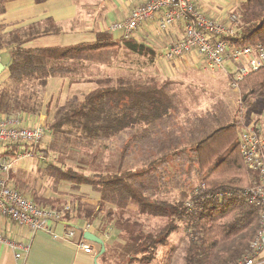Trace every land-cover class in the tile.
I'll return each mask as SVG.
<instances>
[{"label": "trees", "instance_id": "16d2710c", "mask_svg": "<svg viewBox=\"0 0 264 264\" xmlns=\"http://www.w3.org/2000/svg\"><path fill=\"white\" fill-rule=\"evenodd\" d=\"M6 1L0 0V15L5 13ZM236 14L240 22L228 41L264 45V0H242ZM32 39V35L0 33V51L8 49L10 56L6 65L10 82L35 81L45 89L53 77H78L75 64L108 65L123 48L156 57L154 49L133 37L114 41L109 33L99 34L95 42L68 47L30 48ZM227 78L234 81L232 74ZM89 80L95 87L73 95L58 108L46 129L51 140L46 137L33 146L34 156L48 157L49 149L55 150L63 138L65 146L74 142L88 154L86 164L49 162L43 167L42 174L52 181L56 193L64 194L63 184L77 192L89 190L74 199L71 212L66 213L69 220L86 219L101 230L111 227L126 234L130 264H152L160 250L172 244L173 235L185 241L183 264H238L260 229L259 208L246 195L259 176L244 164L239 134L248 122L244 109L258 102L264 111V67L237 81L236 111L207 112L190 128L180 122L172 80L150 84L104 77ZM10 93L6 88L0 91V114L37 112ZM262 118L255 121L261 129ZM115 140L119 159L114 171H93L99 149ZM17 150L13 146L12 154ZM13 172L10 181L16 189L41 207H53L28 186V179ZM90 193L99 198L94 207L83 205L82 198ZM132 201L139 206L138 216L128 213Z\"/></svg>", "mask_w": 264, "mask_h": 264}, {"label": "built area", "instance_id": "2783aa9c", "mask_svg": "<svg viewBox=\"0 0 264 264\" xmlns=\"http://www.w3.org/2000/svg\"><path fill=\"white\" fill-rule=\"evenodd\" d=\"M153 20H157L154 30L157 36H162L178 24H182L184 29L181 38L161 52L158 60L171 64L185 56L197 55L206 69L232 74L234 81L230 86L234 93H238L237 81L264 67V45H235L228 41V38L236 35L240 22L236 12L215 18L200 11L193 0H148L133 10L126 21L112 23L109 31L120 33L122 39H129ZM227 64L234 67L233 72H229ZM22 119L0 114V215L32 233L43 231L54 234V226L63 220V214L71 212L70 205L63 204L57 209L39 207L24 197L10 181L15 164L34 157L33 146L46 139V129L42 123L24 126ZM261 126L259 122L252 121L243 127L239 136L244 164L259 176L258 183L248 188L246 195L259 208L260 229L250 245V251L238 264H264V135ZM13 146H18L15 154L11 151ZM3 150L6 154L2 153ZM39 159H42L41 155ZM90 228L86 224L78 232L84 234ZM76 232L66 229L65 236L75 238ZM0 241L7 243L2 235ZM77 246L85 254H97L95 247L83 237ZM22 247L28 251L30 245L24 243Z\"/></svg>", "mask_w": 264, "mask_h": 264}, {"label": "crops", "instance_id": "0c3cea01", "mask_svg": "<svg viewBox=\"0 0 264 264\" xmlns=\"http://www.w3.org/2000/svg\"><path fill=\"white\" fill-rule=\"evenodd\" d=\"M147 1L7 0L5 13L0 15V33L1 36L9 35L11 32L23 34L24 37L32 35L33 39L27 44L30 48L68 47L82 43H92L96 41L101 33H109L114 41H120L122 39L121 34L111 33L109 31L110 25L124 20L129 12L141 7ZM193 1L198 7L201 6L206 11L205 14L215 18L221 17L223 2L214 0ZM156 23L157 20H153L142 26L133 35V39L154 49L156 51V59L160 65L171 66L176 61L171 64L162 62L158 60V55L161 52H165L173 42L181 38L184 33L183 25L178 24L162 36H157L154 35ZM152 41H156L161 46L153 48V43L155 44V42ZM192 56L197 55H191L190 57L192 58ZM9 58L8 49L0 51V62L7 65ZM75 65L80 68H88L98 67L100 64L82 63ZM66 83L68 82H63L62 86L66 87ZM75 83V85L78 84V82ZM45 118L46 116L43 115L35 120L24 117V125L35 126L44 122ZM60 190L64 194L48 191L41 194V197L53 203V208L56 209L63 204L73 206L74 199L81 196V192L89 193V190L85 188L81 192L73 191L68 184H63ZM82 201L83 205L94 207L98 204L99 198L97 195L90 193L89 196L83 197ZM108 207L111 206L109 205ZM130 208L133 213L139 212V206L135 201L130 203ZM86 224L91 226L89 235L101 240L103 246L87 240L84 234L78 232ZM66 229L76 230V237L65 236ZM112 232H117L118 234V231L111 227L101 230L99 225L91 224L86 219L73 218L69 220L67 214L64 213L63 220L54 226V234L43 231L32 233L26 228L18 227L14 222L0 215V235L7 241V243L0 241V264H111L108 262L109 257L106 258V255L109 248V240L112 239L109 236H112ZM82 237L95 247L97 250L96 256H90L78 249L77 242ZM24 243H29L30 248L28 251H24L22 247Z\"/></svg>", "mask_w": 264, "mask_h": 264}, {"label": "rangeland", "instance_id": "374dc122", "mask_svg": "<svg viewBox=\"0 0 264 264\" xmlns=\"http://www.w3.org/2000/svg\"><path fill=\"white\" fill-rule=\"evenodd\" d=\"M214 1L224 3L222 5L223 11L220 16L227 17L236 12L239 3L242 0ZM197 8L206 13L201 6H197ZM132 11L129 12L128 16L123 21L129 19ZM20 36L24 37L23 34H20ZM5 37H8V35ZM152 42H155V44L153 43V48H159L161 46L159 43H156V41ZM188 57L190 56H185L186 59L183 57L184 59L180 58L179 60H176L171 66H162L157 61L156 57H153L151 54H137L123 48L120 50L118 56L115 59H112L110 64L88 68L77 67L76 71L78 70V77L74 78L73 76L68 77L64 75L63 77H53L52 80H49L45 89L38 86L35 81L23 85L10 82L6 79V71L0 76V91L3 88H6L11 91L10 95L12 97L21 103H25L28 106V109L34 107L37 109V112L17 113L10 116H18L20 118L25 117L27 119L32 118V120H35L42 115L46 116L44 119L45 121L42 122L45 129H47L49 124L53 121V117L58 108L64 105L73 95H82L88 92L90 88L95 87L93 83H90L91 80L89 79L97 77L110 78L114 81L121 79L148 84L156 80L174 81L175 85L173 84L172 91L177 93L179 97V119L180 122L183 123H181L183 126H185V124L188 125L186 126L187 128H190L191 126L193 127V124H196L197 119L201 118L207 112H214L217 114L216 109L218 108L236 111L238 106V94L233 92L227 78L228 74L223 71L217 72L212 71L211 69H206L203 67L199 56H192V58ZM226 68L230 73L234 71V67L231 64H227ZM62 80L63 82H68L65 84L66 87L62 86ZM75 82H78V84L75 85ZM261 109L262 104L258 102H255L252 108L248 110L244 109L246 116L248 115V122L260 121L264 116V111ZM24 120L25 119H22L23 125ZM246 120L244 122L245 124L248 123ZM262 130H264V128ZM46 137V141L51 140H49V136ZM62 140L63 138L57 141V148L55 150L49 149L48 157H43V155H41L42 159H39V157L34 156L17 162L14 166L15 169L13 174L18 173L19 176L28 179V186L31 189H35L40 197L41 194L45 192L55 191L52 188V181L46 180L42 174L43 167L47 163L57 162L61 165H75L77 163L86 164L88 159V154L77 148L74 142L65 146V143ZM118 145L119 142L115 140L107 145V147L99 149L98 164L93 171H114L119 159ZM21 194L34 202L27 194ZM37 205L41 207V204ZM42 207L55 209L53 207H48L47 205ZM61 207L62 206H60V208ZM130 210L131 208L129 205L128 213L136 216L139 215V212L133 213ZM147 222L158 224L152 219H148ZM111 234L112 236L110 235L109 238L111 237L112 239L109 240V248L106 255V258L109 257L108 262L111 264H130L129 255L131 243L129 237L126 234H120L119 232L118 234L117 232H112ZM169 243L172 244L167 248L161 249L157 259L152 264H183L182 256L185 249V241L182 239L178 241V236L173 235L170 238ZM131 264L138 263L133 262Z\"/></svg>", "mask_w": 264, "mask_h": 264}, {"label": "water", "instance_id": "95a60500", "mask_svg": "<svg viewBox=\"0 0 264 264\" xmlns=\"http://www.w3.org/2000/svg\"><path fill=\"white\" fill-rule=\"evenodd\" d=\"M6 70V65L3 64L2 62H0V76L5 72ZM84 237L87 239V240H91L97 244H100L101 246H103V242L95 237H92L89 235V232H86L84 233ZM104 250V249H103Z\"/></svg>", "mask_w": 264, "mask_h": 264}]
</instances>
